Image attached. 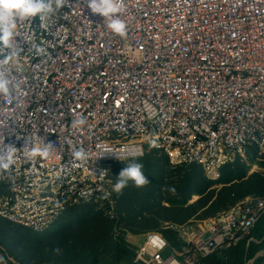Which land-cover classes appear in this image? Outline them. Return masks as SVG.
<instances>
[{"label": "built area", "instance_id": "obj_1", "mask_svg": "<svg viewBox=\"0 0 264 264\" xmlns=\"http://www.w3.org/2000/svg\"><path fill=\"white\" fill-rule=\"evenodd\" d=\"M122 5L126 37L91 14L87 0H68L43 20L17 21L18 55L0 46L11 88L0 95V151L9 143L18 149L10 173H0L1 217L44 231L86 200L101 201L118 220L112 164L150 150L176 165L198 164L216 180L252 146L264 170V0ZM81 115L87 123L72 127ZM26 138L29 146L51 142L49 157L27 160ZM79 147L87 160L74 159ZM262 215L264 194L246 196L181 226L185 245L177 252L149 232L134 263L201 264L249 236Z\"/></svg>", "mask_w": 264, "mask_h": 264}, {"label": "trees", "instance_id": "obj_2", "mask_svg": "<svg viewBox=\"0 0 264 264\" xmlns=\"http://www.w3.org/2000/svg\"><path fill=\"white\" fill-rule=\"evenodd\" d=\"M133 159L143 164V171L151 183L143 188H137L129 182L122 193L118 194V221L119 225L123 226L120 230L122 233L131 234L157 231L163 234L174 248L182 244L178 240L177 231L162 229L161 221L184 224L191 220L209 218L228 209L249 194H264V175L258 172L248 174L246 163L241 159L226 165L222 170L221 179L216 182L207 179L202 166L198 164L179 166L178 168L182 170L179 175H167V169H170L169 156L153 150L141 157L114 162L111 168L115 180L120 171ZM216 183L222 186L213 187ZM162 186H166L164 190ZM172 192L181 196L180 201H177L175 195L174 199L166 200L173 206L164 204L166 193ZM196 194L199 198L188 205L190 198ZM83 202V206L77 205L64 211L60 218L44 231L32 230L0 216V249L3 250L8 263L99 264L102 255L107 254L113 255V264H120L122 261L134 263L136 248H131L127 240L115 236L116 223L104 219L103 224H98L87 218L94 217L93 214L98 216L102 211H94L93 201ZM75 209L78 211H74ZM85 209H89L87 215ZM70 213L81 214L82 224L75 227L77 221H74ZM14 224L28 232L25 239L16 237L21 231L15 230ZM251 236L264 238V215L255 224L249 236L236 245L218 250L203 259V262L245 264L261 248L260 245L264 246L263 241L260 245L254 241L248 243ZM1 245H5L18 261H12L10 253ZM57 248L60 250L59 253L54 252Z\"/></svg>", "mask_w": 264, "mask_h": 264}, {"label": "clouds", "instance_id": "obj_3", "mask_svg": "<svg viewBox=\"0 0 264 264\" xmlns=\"http://www.w3.org/2000/svg\"><path fill=\"white\" fill-rule=\"evenodd\" d=\"M68 0H0V46L12 49V55H18L16 41L17 21H26L39 17L43 20L46 16H51L58 10L64 8ZM87 7L91 14H98L107 20V28L121 38L127 36V24L121 19L123 13L122 0H87ZM37 55H46V49L39 45H33ZM8 57L4 63L8 62ZM11 94L10 79L5 71L0 70V95L9 96ZM87 123L82 115L72 121V127L80 128ZM24 155L29 161L36 158H47L51 154L53 144L43 143V146L32 144L26 138L24 143ZM18 149L13 143L6 144L3 151H0V173H10L16 163ZM111 156L120 160V155L111 149L106 151ZM74 159L78 161L87 160L88 154L83 147L74 148L72 151ZM143 164L133 159L119 173L113 190L120 194L129 182L137 188H143L151 183L143 171ZM103 174V173H101ZM59 249L54 252L59 253ZM0 264H7L5 258L0 256Z\"/></svg>", "mask_w": 264, "mask_h": 264}, {"label": "rangeland", "instance_id": "obj_4", "mask_svg": "<svg viewBox=\"0 0 264 264\" xmlns=\"http://www.w3.org/2000/svg\"><path fill=\"white\" fill-rule=\"evenodd\" d=\"M150 151H153V150H150ZM149 151V152H150ZM157 151H159L160 153H164V152H161L160 150H157ZM166 154V153H165ZM257 154H258V152L254 149V147H248V149L246 150V152H245V154H244V156H242V155H239L238 156V158L237 159H241V161L243 160H245L244 161V163H246V169H247V171H248V174H251V173H254V172H258V173H262V167H261V163L258 161V159H257ZM160 156V155H159ZM169 161H170V169L168 170L167 169V175H171V176H177V175H179L180 174V172L182 171V170H180L178 167L179 166H183V165H186V164H183V165H176V164H174V163H172L171 162V160H170V158H169ZM235 163V162H234ZM112 174H113V172H112ZM204 174H205V172H204ZM206 176V175H205ZM173 178V177H172ZM206 178L207 179H209L207 176H206ZM113 179H114V181L116 182V180H115V178H114V176H113ZM210 181H213L212 179H209ZM216 182H218V180L216 181ZM220 186H222L221 184H218V183H216L213 187H220ZM166 186H162V190H164V188H165ZM176 195V199H177V201H180V199H181V196L180 195H178L177 193H175V192H172V193H166V199L164 200V204H166V205H169V206H173L171 203H169V202H167L166 200L167 199H169V198H171V199H174V196ZM118 194L116 193V195H115V199H116V208L118 209V206H119V204H118ZM249 196V195H248ZM199 198V195H193L191 198H190V200L188 201V205H189V203H192L193 201H195V200H197ZM89 202V201H88ZM94 203V205H95V209H94V211L95 212H99L100 210L102 211V213L101 212H99L100 214L97 216L96 214H93V215H95L94 217L93 216H90V217H87V218H89V219H92V220H94L95 222H97L98 224H103V221H104V219H108V220H112V221H114V223H116V224H114V230H115V236L118 238V239H124V240H127V242H129L130 243V246H132L131 248H136V252H137V250H138V247L139 246H141V244H143V241H144V237H145V233H143V234H131V233H129V232H121V227H123L121 224L119 225V219L117 220L116 218L115 219H112L108 214H107V212H106V207H105V204L104 203H102L101 201H93ZM89 203H92V201H90ZM83 204H84V202L81 200V201H79V202H76V203H73L72 205H69L68 207H67V209L66 210H70L71 209V207H75V206H77V205H81V206H83ZM176 206H179V205H176ZM65 210V211H66ZM73 210H71V212H72ZM74 211H78V210H74ZM87 211H89V209H85V214L87 215ZM89 213H91V212H89ZM70 215H71V217H73L74 218V221H77V223L76 224H74V226L75 227H77V226H79V225H81L82 223H81V219H82V215L81 214H72V213H70ZM84 218V217H83ZM206 219V218H205ZM84 220V219H83ZM197 221H198V219H196ZM201 220H204V219H199V221H201ZM192 221H195V220H191V221H188V222H186V223H190V222H192ZM118 223V224H117ZM173 225H176L175 226V230L177 231L176 233H177V237H178V240L181 242V240H180V235H181V233H182V231H183V228H181V226H183V225H186L185 223L184 224H178V223H174V222H171V221H166V220H164V221H161L160 222V227L162 228V229H172V226ZM14 228H15V230H17V231H21V233L20 234H18L17 236L14 234V233H12V234H14L18 239L19 238H22V239H25L26 238V235H27V231L26 230H23L21 227H19L18 225H15L14 224V226H13ZM119 229V230H118ZM17 238L15 239V240H17ZM182 243V242H181ZM1 244V243H0ZM185 244H181V246L180 247H178V248H174L173 246H171L170 245V249L169 250H171V251H175V252H177V251H181L182 250V248H183V246H184ZM2 246V248L3 249H5L6 251H8L9 253H10V251H9V249L5 246V245H1ZM136 252H135V255H136ZM10 255V258H12L13 260L12 261H14V262H17L18 261V259H16V258H14V256L12 255V253H10L9 254ZM0 256H3L4 258H5V260H6V262H7V264H9L8 262V260L6 259V257L4 256V254H3V250L2 249H0ZM103 256V258L101 259V262L99 263V264H113V259H112V254H107L106 256L105 255H102ZM101 256V257H102ZM135 258V257H134ZM249 261V260H248ZM120 263H126V264H131L130 262H125V261H122V262H120ZM254 264V263H253Z\"/></svg>", "mask_w": 264, "mask_h": 264}, {"label": "crops", "instance_id": "obj_5", "mask_svg": "<svg viewBox=\"0 0 264 264\" xmlns=\"http://www.w3.org/2000/svg\"><path fill=\"white\" fill-rule=\"evenodd\" d=\"M237 160V159H236ZM235 160V161H236ZM234 161V162H235ZM245 161V160H244ZM234 162H231V163H227V164H225V165H223L222 167H221V175H220V177L218 178V179H216V180H213V181H219L220 179H221V177H222V170H223V168L226 166V165H230V164H233ZM262 167V166H261ZM262 175H264V170H263V168H262V173H261ZM250 195H256V194H249V196ZM263 195V194H262ZM257 196H259V195H257ZM256 238V237H255ZM256 239H258L257 240V242H258V244L260 245L261 244V242L263 241L264 242V238L261 240V239H259V238H256ZM256 242V243H257ZM260 249L258 250V251H260V250H262V249H264V246H262V245H260ZM257 251V252H258ZM256 252V253H257ZM263 260H264V255L263 256H261V258L259 259V258H256L254 261H253V263L255 262V264H262L263 263ZM120 264H126V263H120ZM131 264H136V263H131ZM201 264H208V263H206V262H202ZM249 264H252V262L250 261V263ZM264 264V263H263Z\"/></svg>", "mask_w": 264, "mask_h": 264}, {"label": "water", "instance_id": "obj_6", "mask_svg": "<svg viewBox=\"0 0 264 264\" xmlns=\"http://www.w3.org/2000/svg\"><path fill=\"white\" fill-rule=\"evenodd\" d=\"M263 239V238H262ZM261 239V240H262ZM264 255V249H262V250H260V251H258L257 253H255L254 255H253V257H251L250 259H248L246 262H245V264H249L250 263V261L252 262V264H253V261L256 259V258H261V256H263Z\"/></svg>", "mask_w": 264, "mask_h": 264}]
</instances>
